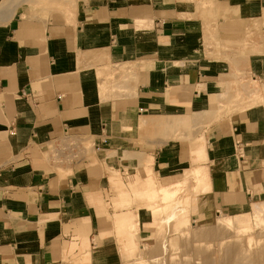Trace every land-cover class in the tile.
Listing matches in <instances>:
<instances>
[{"label":"crops","instance_id":"obj_1","mask_svg":"<svg viewBox=\"0 0 264 264\" xmlns=\"http://www.w3.org/2000/svg\"><path fill=\"white\" fill-rule=\"evenodd\" d=\"M14 1L0 14V264H57L61 240L74 234L83 240L81 250L90 241L107 253L112 229L98 206L100 193L111 191L106 172L54 170L45 154L73 139L92 144L102 159L140 154L133 161L153 164V175L176 178L194 168L193 151L162 139L147 142L142 120L197 113L206 120L220 111L223 90L239 83L241 67L207 57L202 24L161 0H92L70 20L35 14L30 0ZM214 2L234 21L264 7V0ZM249 69L259 104L219 120L211 116L205 148L196 151L204 163L189 172H201L200 189L210 191L215 212L264 201V56H252ZM149 182L157 185L149 178L144 191ZM84 227L87 235L79 231ZM78 245L64 251L75 253Z\"/></svg>","mask_w":264,"mask_h":264},{"label":"rangeland","instance_id":"obj_2","mask_svg":"<svg viewBox=\"0 0 264 264\" xmlns=\"http://www.w3.org/2000/svg\"><path fill=\"white\" fill-rule=\"evenodd\" d=\"M90 1L92 0H30L28 7L34 10L35 14L39 10H43L52 15L65 16L70 20L79 7L90 3ZM135 1L138 0H132V2ZM13 2L15 1L0 0V14L10 12ZM161 2L162 5L183 12L185 15H179L181 18L202 24L203 47L206 56L236 62L241 67L239 69L241 78L238 84L225 89V94L223 90V95L219 96L217 101L221 108L220 111L207 114L206 120L205 116L197 121L196 115L183 117L176 121L188 122L178 127L174 125L170 127L167 122L165 125L169 127L158 126L161 121L157 119L142 120L141 130L149 132L147 142L159 145L155 142L162 139L169 143L174 142L188 146L191 152L193 151L194 168L181 172L176 178L163 180L156 177L152 171L153 164L145 166L133 161L140 154L106 153L102 159L95 152L92 144L73 139L68 140L66 144L76 146V150L63 152V157L56 153L57 149L54 147L51 148L50 154H45L46 160H49L50 157L54 159L55 164L52 165V168L58 171L63 169L71 171L74 166L78 169H84L86 166H100L106 172V178L108 177L111 187L110 192L104 190L100 193L101 199L98 205L99 216L104 217L109 228L112 229L108 234L111 248L107 253H105L107 248L103 249L104 251L94 250L89 241L88 247L81 250L83 240L74 234L61 241L64 242V249L67 244H79L78 250L67 255L63 249L57 264H183L188 260L187 264H204L202 261L205 255L210 258L214 256L211 258L214 264H222L230 248L232 247L230 252H233V248L235 246L237 248L238 245L239 248L241 246L239 251L243 250L245 253L247 251L246 254H253L249 256L242 251L247 257L249 256L245 257V260L252 259L248 261L251 264H257V262L264 264L260 257L261 254H259L264 245V224L263 227L257 224L254 226L255 220L251 216L252 206L264 203V201L253 202L238 211L221 209L219 212H215L208 199L210 191H201L200 189L203 178H200L198 174L201 172L189 173L204 163V160L196 155V151L205 148V132L212 122V120L210 121L211 116H215L214 120H219L220 117L232 115L259 104V99L253 97L256 93L254 94L252 90L257 84L251 79L249 61L252 56H264V7L260 9L258 15L252 16L246 21H234V16L223 13L214 0H161ZM236 88L238 94H236ZM234 91L235 93H233ZM174 121L169 120L168 122ZM155 129H159L160 132H151ZM63 148L64 145H62ZM149 178H153L157 185L149 182L144 191V184ZM133 185L135 190L132 188ZM123 190L129 192L127 196H123ZM122 212H130L131 215L126 217L122 215ZM207 227L212 229L214 239L211 236L210 239L206 238L207 240H205L198 236V233ZM259 228L261 229L259 230ZM213 229L216 230L213 232ZM80 230L87 235L85 227L79 228ZM222 234L223 238H220ZM66 236H68V232H66ZM258 257H260V261L259 259L256 261ZM235 258L233 257L234 262ZM242 258L240 257L241 262Z\"/></svg>","mask_w":264,"mask_h":264},{"label":"bare ground","instance_id":"obj_3","mask_svg":"<svg viewBox=\"0 0 264 264\" xmlns=\"http://www.w3.org/2000/svg\"><path fill=\"white\" fill-rule=\"evenodd\" d=\"M209 48V47H208ZM196 115V121H197V119L198 120H200V118H203L202 116H203V114L202 113H197V114H195ZM194 115V116H195ZM187 119V118H186ZM190 119V118H189ZM162 120H164V118L162 117ZM192 120H194V119H192ZM191 120V121H192ZM173 121V120H172ZM168 123V125L171 127V126H176V127H178V126H180V125H185V123H187L188 121H184V120H179V121H174V122H172V123H169L168 122V120L166 121V120H164V121H161L160 123H158V126L159 125H162V126H164L165 125V123ZM187 125V124H186ZM165 126H167V125H165ZM169 126H167V127H169ZM184 128V127H183ZM166 131V130H165ZM173 133V132H172ZM87 140V139H86ZM85 150H86V148H84ZM198 174V173H197ZM196 174V175H197ZM199 175V177L201 178L202 177V175L199 173L198 174ZM201 175V176H200ZM203 180V179H202ZM207 183V182H206ZM153 193V192H152ZM155 194H157V193H155ZM154 195V194H153ZM150 196H152V195H150ZM157 196V195H156ZM154 199H155V197H154ZM253 207V208H252ZM251 208H252V214H251V216L252 217H254V219L253 220H255L254 221V226H260V225H262V227H263V224H264V203H261V204H259V205H254V206H252ZM159 210V209H158ZM154 214V213H153ZM219 218V217H218ZM221 218V217H220ZM238 221V220H237ZM246 221V220H245ZM256 222V223H255ZM233 223V222H232ZM257 224V225H256ZM200 228V227H199ZM208 228V229H207ZM207 228H204V230H202V231H200L199 233H198V236L201 238V239H203V238H205V240H207L206 238H209V237H213V235H212V232H211V230L212 229H209V227H207ZM211 228H213V227H211ZM207 229V230H206ZM247 229V228H246ZM261 228H259V230H260ZM197 230V229H196ZM201 230V229H200ZM214 230H216V229H213V232H214ZM243 230V229H242ZM197 232H198V230H197ZM243 232H244V230H243ZM248 232V231H247ZM217 232H215V234H216ZM239 233V232H238ZM245 233V232H244ZM228 234V233H227ZM197 235V234H196ZM217 235V234H216ZM220 235V234H219ZM231 235V234H230ZM236 235V234H235ZM224 236H225V234H224ZM237 236V235H236ZM243 236V235H242ZM223 238V234L220 236V238ZM230 237V236H229ZM219 238V237H218ZM219 238V239H220ZM251 238V237H250ZM210 239V238H209ZM213 239H214V237H213ZM215 239H216V237H215ZM218 239V240H219ZM239 239H241V238H239ZM243 239V238H242ZM197 240V239H196ZM212 240V239H211ZM225 240V239H224ZM227 240V239H226ZM215 241H217V240H215ZM240 241V240H239ZM197 242H199V241H197ZM202 242V241H201ZM220 242H221V240H220ZM228 242V241H227ZM250 242V241H249ZM253 242V241H252ZM262 242V241H261ZM232 243H234V242H232ZM232 243H231V245H232ZM238 243V242H237ZM202 244V243H201ZM200 244V245H201ZM204 244V243H203ZM220 244V243H219ZM239 244V243H238ZM250 244H251V242H250ZM263 244V243H262ZM199 245V246H200ZM222 246H223V243L221 244ZM225 245H226V242H225ZM229 245V244H228ZM242 245V244H241ZM230 246V245H229ZM229 246H228V248H229ZM235 246V245H234ZM261 247H262V245H260ZM259 246V247H260ZM221 247V246H220ZM199 248V247H198ZM223 248V247H222ZM226 248V247H225ZM237 248H239V245H238V247ZM236 248V246H235V248H233L234 250H233V252H230L231 251V249H232V247L230 248V250H229V252H227L226 253V256H225V261H224V263H222V264H232V261H233V264H236L237 262V264H251L250 262H248L249 260L251 261L252 259H249L248 261L247 260H245V257H247L246 255H248V254H246L247 253V251H246V253L243 251V250H241V251H239L240 250V248H241V246H240V248L239 249H237ZM263 248H264V245H263ZM262 248V250H261V253H259V254H261V258H262V260L264 261V249ZM235 249H237V250H235ZM243 249V248H242ZM258 249V248H257ZM222 250V249H221ZM228 250V249H227ZM210 251V250H209ZM224 251V250H223ZM222 251V252H223ZM246 254H243V252ZM260 251V250H259ZM226 252V251H225ZM205 253H207V252H205ZM204 253V254H205ZM210 253V252H209ZM251 253V252H250ZM256 253V252H255ZM255 253H254V256H255ZM208 254V253H207ZM211 254V253H210ZM219 254V253H218ZM257 254V253H256ZM258 254V255H259ZM245 255V256H244ZM251 254H249V256H250ZM253 255V254H252ZM251 255V256H252ZM186 256V255H185ZM188 256V255H187ZM198 256V255H197ZM222 256V255H221ZM235 256H237L236 258H235ZM248 256V257H249ZM257 256V255H256ZM204 257V259H203V261L202 262H204V264H214V262H213V260L211 259L212 257H214V256H211V258H210V256H208V255H205V256H203ZM218 257H219V255H218ZM233 257L235 258V262H234V259H233ZM238 257H239V260H238ZM240 257H243L242 258V262H241V260H240ZM247 257V258H248ZM260 257H258L257 258V260L256 261H258V259H259V261H260ZM196 258V257H195ZM251 258V257H250ZM254 258H256V257H254ZM200 259V258H199ZM238 261H237V260ZM191 260V259H190ZM218 260H220V259H218ZM255 260V259H254ZM181 261V260H180ZM237 261V262H236ZM161 262V261H160ZM167 262V261H166ZM193 262V261H192ZM213 262V263H212ZM165 263V262H164ZM186 262H184L183 264H185ZM187 263H189V260H188V262ZM186 263V264H187ZM191 263V262H190ZM219 263V262H218ZM160 264V263H159ZM171 264V263H170ZM182 264V263H181ZM195 264V263H194ZM197 264V263H196ZM199 264V263H198ZM257 264H259L258 262H257ZM262 264V263H261Z\"/></svg>","mask_w":264,"mask_h":264},{"label":"built area","instance_id":"obj_4","mask_svg":"<svg viewBox=\"0 0 264 264\" xmlns=\"http://www.w3.org/2000/svg\"><path fill=\"white\" fill-rule=\"evenodd\" d=\"M67 143V141L64 143V144H62V145H64V148L62 149V145H61V147L59 148V149H57L56 150V153L57 154H59V155H61L62 156V154H64L63 152H69V151H71V150H76V146H74V145H72V144H66ZM73 146H74V148H73ZM63 157V156H62Z\"/></svg>","mask_w":264,"mask_h":264}]
</instances>
